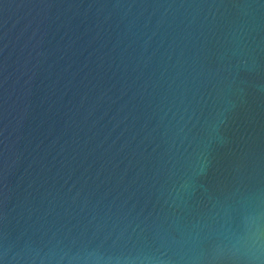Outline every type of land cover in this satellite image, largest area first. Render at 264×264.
<instances>
[{
	"label": "water",
	"instance_id": "obj_1",
	"mask_svg": "<svg viewBox=\"0 0 264 264\" xmlns=\"http://www.w3.org/2000/svg\"><path fill=\"white\" fill-rule=\"evenodd\" d=\"M0 264H264V0H0Z\"/></svg>",
	"mask_w": 264,
	"mask_h": 264
}]
</instances>
